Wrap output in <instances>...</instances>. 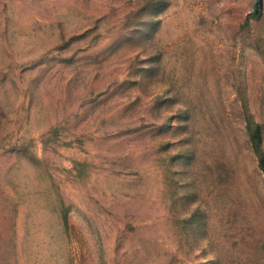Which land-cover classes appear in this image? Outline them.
I'll list each match as a JSON object with an SVG mask.
<instances>
[{
	"label": "rangeland",
	"instance_id": "374dc122",
	"mask_svg": "<svg viewBox=\"0 0 264 264\" xmlns=\"http://www.w3.org/2000/svg\"><path fill=\"white\" fill-rule=\"evenodd\" d=\"M257 149L264 0H0V264H264Z\"/></svg>",
	"mask_w": 264,
	"mask_h": 264
},
{
	"label": "trees",
	"instance_id": "16d2710c",
	"mask_svg": "<svg viewBox=\"0 0 264 264\" xmlns=\"http://www.w3.org/2000/svg\"><path fill=\"white\" fill-rule=\"evenodd\" d=\"M257 130L258 131L260 130L259 126L257 127ZM258 136L260 137V132L258 133ZM259 141H261L260 138H259ZM257 152H258L259 166L264 173V153L262 151H260V149H257Z\"/></svg>",
	"mask_w": 264,
	"mask_h": 264
}]
</instances>
